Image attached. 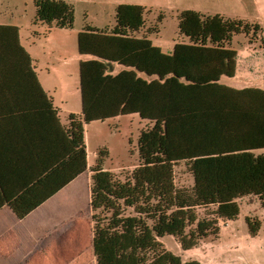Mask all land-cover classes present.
Here are the masks:
<instances>
[{
    "label": "trees",
    "instance_id": "1",
    "mask_svg": "<svg viewBox=\"0 0 264 264\" xmlns=\"http://www.w3.org/2000/svg\"><path fill=\"white\" fill-rule=\"evenodd\" d=\"M34 6L35 24L74 28L71 4L35 0ZM147 13L142 6L120 5L114 27L87 26L79 34V54L91 59L79 65L82 113L69 116L70 157L61 167L70 169L66 184L87 171V125L130 115L147 121L150 126L138 137L139 164L125 181L102 167L108 152L97 153L91 169L93 256L97 264H201L184 262L159 240L173 236L190 251L219 234V220L239 217L238 200L254 196L264 209V90L220 83L237 72L238 53L229 47L233 38L263 29L184 11L177 15L178 29L188 43H176L165 54L149 39L160 29L150 26L143 32ZM9 47L22 53L31 70L18 29L0 27V58ZM116 66L122 70L114 74ZM32 76L45 108L56 115L33 71ZM181 163L192 177L190 190L175 183ZM61 188L39 203L25 201L28 189L9 206L23 219ZM209 207H215L214 218L199 219L196 210ZM246 223L250 235L257 236L261 222L247 218Z\"/></svg>",
    "mask_w": 264,
    "mask_h": 264
},
{
    "label": "crops",
    "instance_id": "2",
    "mask_svg": "<svg viewBox=\"0 0 264 264\" xmlns=\"http://www.w3.org/2000/svg\"><path fill=\"white\" fill-rule=\"evenodd\" d=\"M34 1L0 0V27L18 29L20 45L32 60L29 70L22 53L11 47L6 48L0 58V264H97L92 253V166L87 148L89 125L85 127L87 171L66 184L70 169L68 167L66 171L61 167L70 157L69 116L82 113L81 94L79 96L74 88H70L75 66L69 60H77L79 75L80 62L91 59L80 56L78 36L87 26L100 30L114 27L116 9L120 5L142 6L152 13L194 11L205 14L216 10L219 0H56L74 7L75 24L72 29H49L44 24H35ZM37 26L42 27L43 32L38 33L35 30ZM149 27L146 21L143 32ZM37 37L49 44L44 56L54 59L61 67L56 68V73L58 71L63 82L62 90L54 84L50 68L38 71L37 63L42 58L39 55L38 60L33 53ZM252 48L256 50L254 44H250L249 49ZM70 56L75 58L70 59ZM250 56L246 54L242 67L237 58L236 75L228 78L232 83L240 80L241 70L246 76V70L256 68L248 61L253 59ZM121 70L116 66L114 74ZM32 71L51 100L56 115L45 108ZM225 86L237 90H264L261 84L251 86L249 82ZM41 181L44 183L39 189ZM60 187L23 219H19L9 206L10 201L28 189L30 194L25 201L39 203V198ZM86 201L88 211L84 214L82 208ZM60 221L63 223L60 224Z\"/></svg>",
    "mask_w": 264,
    "mask_h": 264
},
{
    "label": "rangeland",
    "instance_id": "3",
    "mask_svg": "<svg viewBox=\"0 0 264 264\" xmlns=\"http://www.w3.org/2000/svg\"><path fill=\"white\" fill-rule=\"evenodd\" d=\"M147 14L145 18L149 26L160 29L157 35L151 36V40L165 54H170L176 43H188L185 37L179 35L177 13L158 11ZM206 14L211 16L220 15L226 20H240L252 25L258 24L262 27L263 30L256 34L235 36L229 45L231 49L238 53L241 67L243 66V60L247 59L246 54L249 53L253 59L248 61L256 68L246 70V76H243L244 70H241L240 80H236L234 83L228 78H223L220 83L222 85H234L249 82L251 86L261 84L264 88V0H219L216 10L203 15L206 16ZM159 16H161V20L164 19L160 25H158ZM35 30L38 33L43 32L42 27L39 26ZM50 42L52 45V40ZM250 44H254L256 50L249 49ZM48 45L46 40L37 37L35 47L33 46V53L38 60L39 55L42 58V61L37 63V68L38 71L50 68L53 71L54 84H57L62 90L63 82L59 78L58 71L56 73V68L61 67L57 65L58 62L54 59L44 56V52L48 50ZM72 58L75 57L70 56V59ZM47 63L49 65H46ZM69 63L75 66L74 79L70 80V88H74L76 94L80 96L78 62L77 60H69ZM149 126L150 124L138 115L123 116L108 123L90 124L87 128V148L91 166L96 165V154L100 150H106L108 157L102 167L114 174L118 180L125 181L139 164L138 137L140 132ZM175 183L178 188H185L186 190H190L193 186L192 177L183 163L175 168ZM237 203L240 209L239 217L234 221L219 220V234L210 235L199 241L197 248L185 252L178 240L168 235L160 239V243L165 250L174 255L181 256L184 260H196L201 264H264V209L258 198L254 196L242 198ZM82 209L83 213L86 214L88 211L87 201ZM214 210L215 207L200 208L196 210V213L199 219H211L214 218ZM104 215L107 214L104 213ZM247 218L257 219L261 222L260 231L255 237L250 235L246 223ZM62 223L63 221H60V224ZM77 223L79 224V222ZM51 227L55 226L52 225ZM194 228L195 225L189 227L187 232ZM84 247L87 250V246ZM85 255H87V252Z\"/></svg>",
    "mask_w": 264,
    "mask_h": 264
}]
</instances>
